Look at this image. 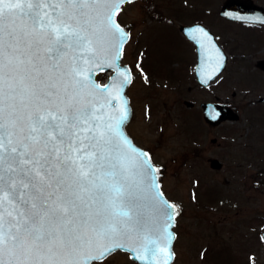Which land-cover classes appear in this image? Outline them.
Returning <instances> with one entry per match:
<instances>
[{"label": "snow or ice", "instance_id": "6c2138e0", "mask_svg": "<svg viewBox=\"0 0 264 264\" xmlns=\"http://www.w3.org/2000/svg\"><path fill=\"white\" fill-rule=\"evenodd\" d=\"M123 2L0 0V264H92L117 249L167 264L172 237L153 238L135 211L157 169L121 131L122 87L92 80L113 44L119 55Z\"/></svg>", "mask_w": 264, "mask_h": 264}, {"label": "rangeland", "instance_id": "374dc122", "mask_svg": "<svg viewBox=\"0 0 264 264\" xmlns=\"http://www.w3.org/2000/svg\"><path fill=\"white\" fill-rule=\"evenodd\" d=\"M224 1L132 0L116 16L130 33L122 57L133 75L126 130L149 153L177 209L172 264H264V26L223 19ZM252 2L264 7V0ZM194 22L232 55L206 89L194 78L193 48L179 29ZM206 101L226 104L238 119L207 124ZM213 157L222 169L209 167ZM92 264L135 263L116 251Z\"/></svg>", "mask_w": 264, "mask_h": 264}, {"label": "water", "instance_id": "95a60500", "mask_svg": "<svg viewBox=\"0 0 264 264\" xmlns=\"http://www.w3.org/2000/svg\"><path fill=\"white\" fill-rule=\"evenodd\" d=\"M127 1L128 0H124V2L120 4V7ZM219 14L227 20L231 21L249 22L264 25V8L254 4L252 0H225L220 8ZM121 28L124 32V39L121 42L119 41V37H117V42H119L120 44L119 55H116V48L113 44L110 55L101 60V66H93L92 80L101 88L106 85L113 87H122L121 95L125 102L127 119L121 126V131L123 135L128 139L130 145L134 147L137 152L147 153L143 148L139 147L134 143V141L126 131V125L132 117V107L130 104V98L127 95V88L132 80V73L128 65L121 64L123 48L130 37L129 33L122 26ZM180 29L182 33L186 35L195 44L197 50V64L194 69L196 80L202 86L208 85L226 67L227 55L222 49V47L218 45L210 30L204 27L203 25H181ZM195 29H200L202 32L207 33V38H204L200 34V32L195 31ZM259 66L264 69V60L259 62ZM109 70H112L113 73L109 77L107 83L105 85L98 83L96 80V74L100 71ZM118 72L127 73V82L124 81L123 75H118ZM260 101L264 103V97L261 98ZM185 104L187 106L192 105V103L189 101H186ZM201 107L203 109V118L205 122L209 125L215 126L226 120L238 119V114L234 112L229 106L224 104L202 103ZM215 141L216 139L211 140V142ZM147 158L150 160L149 155ZM151 164L153 168H155L152 162ZM209 166L211 169L220 170L222 168V163L217 158H211L209 159ZM154 177L155 182L156 184H158L159 187L155 190V193H153L152 191H148L147 193L143 194L135 211L139 212L143 216L147 228L150 230L152 237L155 238L159 236L161 238L162 243L164 235L163 230L167 229L168 235L172 237V239L168 242L170 256L167 258V264H172L174 260L173 243L176 238V233L173 230V227L175 225V207L162 192L157 171L154 173ZM148 183H151V177L148 179ZM156 193L160 194L159 199L156 198ZM165 204H170L172 205V207L166 209L164 207ZM169 215L172 216V219L170 221L168 219ZM262 241L264 243V231L262 233ZM123 251L128 252L130 254V258L135 261L136 264H146L145 260L137 258L136 253L129 252L127 250ZM159 259L160 264H164V257H160Z\"/></svg>", "mask_w": 264, "mask_h": 264}, {"label": "flooded vegetation", "instance_id": "af4514ba", "mask_svg": "<svg viewBox=\"0 0 264 264\" xmlns=\"http://www.w3.org/2000/svg\"><path fill=\"white\" fill-rule=\"evenodd\" d=\"M152 17H154V18H160V17H163L162 15H152ZM229 22H234V21H229ZM195 23H197V22H195ZM234 23H237V22H234ZM238 23H241V24H245L246 26H248V27H254V25L255 26H259V27H263L264 25H259V24H254V23H248V22H238ZM215 36V35H214ZM216 37V36H215ZM218 37V36H217ZM217 37H216V39H217ZM219 39V38H218ZM188 40V39H187ZM189 41V40H188ZM190 42V41H189ZM191 43V45H192V48H193V52H194V55H195V57H194V62L196 63L197 62V50H196V47H195V45L192 43V42H190ZM221 46H223L224 47V45L221 43ZM210 52V51H209ZM228 54V53H227ZM232 55L231 54H228V61L231 59L232 60V57H231ZM195 65V64H194ZM215 82H212L211 84H214ZM210 84V85H211ZM210 85L208 86V87H201V88H204V89H206V88H209L210 87ZM213 86V85H212ZM201 112H202V110H201ZM214 143V142H213ZM216 158V157H215ZM211 159V158H210ZM126 254V253H125ZM128 254V253H127Z\"/></svg>", "mask_w": 264, "mask_h": 264}]
</instances>
